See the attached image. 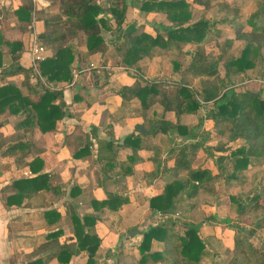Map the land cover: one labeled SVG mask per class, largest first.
<instances>
[{
  "label": "crops",
  "instance_id": "crops-1",
  "mask_svg": "<svg viewBox=\"0 0 264 264\" xmlns=\"http://www.w3.org/2000/svg\"><path fill=\"white\" fill-rule=\"evenodd\" d=\"M31 1L33 9L30 20H27L21 19L14 11L24 0H0V85L12 81L23 93H27L21 85L24 73L7 76L2 73L13 53L7 41L19 40L20 64L32 67L29 81L40 91L44 88L62 90L65 112L56 120L55 127L46 131H42L35 122L25 126L22 113H10L8 109L0 113V139L7 135L6 139L10 140L9 136L17 135L30 145L29 150L20 154L21 150L4 152L8 140L0 144V264H86L87 249L78 248L67 262L62 259L67 253L50 258L49 254L57 249L59 242L75 240L72 215L83 221V216L89 214L96 216L94 229L100 237L93 256L94 264H144L139 262L141 252L138 247L144 231L158 223L167 226L166 238H152L148 251L163 249L169 245L167 240L173 237L170 234H184L177 231L179 223L176 217L179 212L175 209L180 203V196L183 194L184 201H191L189 212L198 205L199 194L190 198L185 190L174 195L166 209L153 208L149 203L152 196L163 192L166 184L187 176V170L175 165L179 146L189 144L186 157L193 168L209 167L215 172L205 161L195 162V153L206 151L203 146L206 141L195 145L204 125L201 126L199 121L198 131H195V126L191 131L188 121L190 116L196 115L195 112H182L176 116L173 111H163L158 103L144 110L138 98L123 100L116 90L136 79L179 78V69L172 68L166 74L161 67L162 62L174 52L184 54L182 59L177 60L185 66L186 58L191 59L194 44H184L180 49L155 46L135 65H128L122 60L125 38L122 35L118 37L117 31L112 29L116 26L115 21L105 9L99 16L106 18L107 26L112 28L101 26L104 49L89 52L85 35L80 32L70 40L74 53L72 79L48 80L41 75L37 60L51 56L54 49L38 38V33L44 29L39 9L50 5L52 10V0ZM127 2L121 29L128 28V24L134 21L137 27L153 35L157 31L165 34L164 26L167 25L148 21L146 15L150 13L155 17L164 13H147L133 5L131 0ZM217 26L225 30L224 25ZM81 36L82 40L78 41ZM236 39L241 40L235 38L233 44ZM241 41L240 48L245 40ZM34 43L42 46V50L33 53ZM155 60L159 61L161 74H153ZM186 76L187 85L193 87L191 82L194 83L197 77L189 72ZM162 118L185 129H179L175 124L163 132L158 129ZM138 124L146 132L139 130L136 127ZM36 157L38 160L30 165ZM40 174L45 177L38 183L22 186L13 182ZM236 176H240L237 170ZM200 191L205 189L201 188L198 193ZM51 209L57 214L46 215V211ZM205 223L208 224V221ZM133 227L138 232L131 236L129 231ZM87 229L88 226L85 227ZM199 236L201 238L202 235ZM202 240L209 250L205 239Z\"/></svg>",
  "mask_w": 264,
  "mask_h": 264
},
{
  "label": "trees",
  "instance_id": "trees-1",
  "mask_svg": "<svg viewBox=\"0 0 264 264\" xmlns=\"http://www.w3.org/2000/svg\"><path fill=\"white\" fill-rule=\"evenodd\" d=\"M24 1L14 11L21 19L30 20L33 4L31 0ZM127 3V0H111L108 5H103L97 0H53L51 4H56L58 8L56 13H52L50 5L41 7L39 12L44 29L38 33V38L44 45L54 49L51 56L37 60L41 75L52 81L72 79L74 53L70 40L78 36L80 32L85 35V43L89 52L104 49V40L100 33L101 26L106 25V28H112L107 26L109 24L106 18L99 16L100 12L105 9L115 21L116 26L112 29L117 31L118 37L122 35L125 38L122 60L128 65H135L139 59L149 55L155 46H161L164 49H180L187 43L196 45L190 61L185 66H182L178 60L172 59L174 60L173 68L180 70L179 78L158 77L144 81L136 79L129 85L119 87L116 92L123 100L138 98L144 110L158 103L163 107V111H173L176 116L182 112H196L200 107V100L212 101L214 106L208 115L213 118L216 131L221 134L227 131L230 140L242 139L244 142L232 151V155L235 156L233 171L225 177L228 180L240 179L236 176V170L249 167L252 163L251 156L264 157V96L260 97L249 89H236L228 86V82H231L234 72L245 71L254 66L255 62L251 59L252 54L257 55L261 51V58H264V0H256V7L248 13L243 22L236 21L237 25H231L233 27L232 36L219 28L215 19L206 16L186 23L192 14V4L207 9L211 7L212 0H131L133 5L138 6L144 12H162L166 15L171 23L164 26V35L158 31L153 35L137 27L135 23H129L128 28L121 29ZM225 6H228V2L221 0L220 8ZM236 11H233L234 14ZM232 20H234V15L228 17L227 13L220 19L225 23ZM208 33L214 35L217 52L205 49ZM235 38L245 40L239 54H230L228 58H224ZM7 44L13 53L9 64L2 69L3 76L24 73L21 85L25 87L27 93H23L21 88L12 81L0 85V113L6 109L10 113H22L25 126L35 122L42 131L53 129L56 120L65 112L62 90L49 88L38 90L36 85L29 81L32 67H24L20 64L21 42L13 40L7 41ZM220 64L225 67L223 75L219 73ZM188 72L194 76H200L202 84L200 87L187 85L189 83L186 76ZM262 72L264 74V65ZM161 120L162 124L158 129L163 132H167L170 126L176 124L167 119L162 118ZM176 125L179 129L183 128L182 125ZM207 133L206 130L200 133L201 140L195 142L196 146L208 138ZM6 137L7 135L0 139V144L8 140ZM9 139L4 149L5 153L21 150L20 154H23L29 150V143L21 140L17 135H11ZM105 143L108 144V142ZM188 146L189 144H181L175 157L176 167L181 166L187 170V176L173 180L165 185L162 193L152 196L149 199L151 207L168 208L173 196L183 190L186 191L188 197L194 198L201 188L208 189L215 176L218 175L213 173L209 167L193 168L186 157ZM216 148L222 149L223 147L220 145ZM238 153L240 155H236ZM223 158L224 155H220L216 162L220 165V159ZM37 160L38 157L34 158L30 165ZM44 177L45 175L40 174L30 178H20L13 182L24 186L29 183H38ZM260 195V193H254L249 201H243L236 195H232L231 198L229 196V199L231 202H238L237 213H240L244 204H256L259 208L264 206V203L259 205ZM53 213H56L54 209L46 211V215ZM83 219L82 221L78 216L72 215L75 240L59 242L57 249L49 254V258L60 256L64 252L67 254L62 259L63 262H67L71 254L77 252L78 248H83L88 250L86 264H94L93 256L100 243V237L94 229L96 216L84 215ZM186 225L187 228L183 235L170 234L173 237L167 240L166 243L169 245L153 251H148L152 238L164 240L167 226L158 223L144 231L143 238L138 245L141 252L139 262L144 264L147 262L203 264L208 254L205 243L197 233L196 224ZM255 225L256 228H264V213L256 220ZM86 226H88L87 230H85ZM209 264H217V262L213 259ZM224 264H264V248H258L248 234L235 229L232 253Z\"/></svg>",
  "mask_w": 264,
  "mask_h": 264
},
{
  "label": "rangeland",
  "instance_id": "rangeland-1",
  "mask_svg": "<svg viewBox=\"0 0 264 264\" xmlns=\"http://www.w3.org/2000/svg\"><path fill=\"white\" fill-rule=\"evenodd\" d=\"M110 1L111 0H100V3H103L104 5ZM220 1L221 0H212L211 7L207 9L202 6L192 4V14L186 23L193 22L201 16H206L211 19H215L216 25H224L225 33L232 35L231 30H233V27L231 25H237L236 21L243 22L248 13L256 7V0H223L228 2V6L222 8H220ZM51 11L52 13L58 12L56 4H52ZM231 11H236V13H231ZM226 13L228 17L234 15V20H232L233 22L228 21L225 23L220 21ZM146 15L148 16V21H159V23H163L162 25L171 23L165 14H159L155 17L150 13ZM133 23L136 22L133 21ZM77 40H82V36L78 37ZM241 40L236 39L234 41V44L231 45L228 52L225 53L224 58H228L230 54H239L240 46L242 44ZM220 41H222V39ZM195 47L196 45L193 46L192 50H194ZM205 49L206 51L210 49L215 52L218 51L213 34L208 35V40L205 42ZM182 56H184V54L177 55L174 52L167 56V60L162 62L161 65L164 71L167 72L166 74L172 71L173 67L171 65L174 64H172V61L168 60V58L171 60H177L182 59ZM187 59L188 58H186L185 65L190 61ZM251 59L255 62L254 66L247 68L245 71L239 70L234 72L231 77V82H228V86H233L236 89H249L253 91L254 94L263 97L264 74L262 69L264 65V58H261V51L259 54L257 53V55L252 54ZM158 62V60H155L156 64L153 65V68H155L153 74L155 75L161 74V70L158 69ZM181 64L183 65V62H181ZM224 72L225 67L223 64H220V75H223ZM147 76H149V74H147ZM196 77L197 79H195L194 83H191L194 85L193 87L197 88L202 84L200 76ZM213 106L212 101L200 100V107L195 112L196 115L190 116L188 121L190 123L191 131H193V126L196 128L195 131H198V122L200 121L201 126L204 125L203 128H205L203 129L200 126L201 131L207 130L210 134L205 140L206 142H203V146L206 147V151L198 150L199 152L195 153V162L203 163L205 161L218 175L215 176L214 181L209 185L208 189L200 191V193H198L199 196L197 194V207L193 210L191 209L189 212V203H191V201H184L182 194L180 196V203L176 206L175 210L179 212V216L176 217V219H178L177 223H179L177 231L182 233L187 228L186 224H196L197 233L202 235L201 238L205 239L207 246L210 248L209 250L207 249L208 254L203 260V264H209L213 259L217 262V264H224L232 253L233 233L235 229L248 234L251 241L258 248H264V228H256L255 225L256 220L264 213V206L259 208L256 207V204H244L241 212L237 213L238 202H231L229 199V196L231 198L232 195H236L243 201H249V199L253 197L254 193H260L259 205H263L264 157H250L252 163L249 167L247 166L246 168L238 171L240 174L239 178L242 180H228L225 178L226 176H229L233 170V161L235 156L232 155V151H235L244 142L242 139L230 140L228 138L227 131L225 134H221L216 131L213 118L208 115L210 110L213 109ZM154 111L156 112L157 110L154 109ZM157 115L159 116V114H156V116ZM222 125L225 126V124ZM198 139L201 140V137ZM220 145L223 147L222 149L216 148ZM220 155H224V158L220 159L219 165L215 160ZM236 155L240 154L238 153ZM206 221H208V224L205 223Z\"/></svg>",
  "mask_w": 264,
  "mask_h": 264
},
{
  "label": "water",
  "instance_id": "water-1",
  "mask_svg": "<svg viewBox=\"0 0 264 264\" xmlns=\"http://www.w3.org/2000/svg\"><path fill=\"white\" fill-rule=\"evenodd\" d=\"M136 127L141 130L142 132H146L145 129L141 126V125H136ZM138 232V229L136 227H133L130 231H129V235L133 236L134 234H136Z\"/></svg>",
  "mask_w": 264,
  "mask_h": 264
},
{
  "label": "built area",
  "instance_id": "built-area-1",
  "mask_svg": "<svg viewBox=\"0 0 264 264\" xmlns=\"http://www.w3.org/2000/svg\"><path fill=\"white\" fill-rule=\"evenodd\" d=\"M40 50H42V46H40V45H38V44H36V43H34V44L32 45V51H33V53H35V52H39Z\"/></svg>",
  "mask_w": 264,
  "mask_h": 264
}]
</instances>
